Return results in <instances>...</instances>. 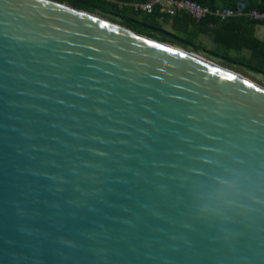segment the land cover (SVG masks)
<instances>
[{"label":"water","instance_id":"1","mask_svg":"<svg viewBox=\"0 0 264 264\" xmlns=\"http://www.w3.org/2000/svg\"><path fill=\"white\" fill-rule=\"evenodd\" d=\"M0 264H264V82L0 0Z\"/></svg>","mask_w":264,"mask_h":264},{"label":"crops","instance_id":"2","mask_svg":"<svg viewBox=\"0 0 264 264\" xmlns=\"http://www.w3.org/2000/svg\"><path fill=\"white\" fill-rule=\"evenodd\" d=\"M129 6L133 8L132 3ZM223 7L230 6L221 5L217 8ZM161 12L165 13V17L158 19L156 24L182 39L183 45L178 43L175 46L237 68L242 67L264 82L263 23L247 14L225 18L209 14L201 19H194L185 11H177L176 15Z\"/></svg>","mask_w":264,"mask_h":264},{"label":"trees","instance_id":"3","mask_svg":"<svg viewBox=\"0 0 264 264\" xmlns=\"http://www.w3.org/2000/svg\"><path fill=\"white\" fill-rule=\"evenodd\" d=\"M60 2L66 3L67 1H74L73 6L78 9H83L90 11L86 8V5L84 4H90L97 7H103L106 5V3H111L114 6H117L118 3H123L124 6H129L131 3L137 2V1H144L148 2L151 0H58ZM200 2L201 4L208 6L211 9L217 8L218 6H230L234 8H241L243 10H250L253 8H257L259 10L264 11V0H196ZM134 10V9H133ZM135 11V10H134ZM161 7L157 6L155 8V11H153L150 14L145 13V20L142 23H139L141 25L146 26L147 28L156 31L161 37H154L151 34L144 33L141 30L136 29V27L128 26L127 28H130L138 33L147 35L149 37H152L154 39H157L162 42H166L172 45L180 44L183 45L182 39L179 38L176 34H173L169 31H166L162 27L156 24L158 19L164 18L165 13L161 12ZM91 12V11H90ZM137 12V11H135ZM140 13V12H137ZM137 22V21H135ZM126 27V26H125ZM256 69V68H252Z\"/></svg>","mask_w":264,"mask_h":264},{"label":"built area","instance_id":"4","mask_svg":"<svg viewBox=\"0 0 264 264\" xmlns=\"http://www.w3.org/2000/svg\"><path fill=\"white\" fill-rule=\"evenodd\" d=\"M132 6L135 11L148 14L155 11L157 6L161 7L163 12H166L170 15H176L177 11H185L194 19H201L209 14H214L222 18L237 14H247L253 19L264 24V11L256 8L247 11L233 7L211 9L196 0H151L148 2L137 1L132 3Z\"/></svg>","mask_w":264,"mask_h":264},{"label":"rangeland","instance_id":"5","mask_svg":"<svg viewBox=\"0 0 264 264\" xmlns=\"http://www.w3.org/2000/svg\"><path fill=\"white\" fill-rule=\"evenodd\" d=\"M66 3H70L73 5L74 1H67ZM84 5H86V8L89 9L91 12L96 13L108 20H111L126 27H136V29L143 31L144 33L151 34L154 37H161V35H159L156 31L139 24L145 20V13H137L130 6H124L123 4H117V6H114L111 3H106V5L100 8L90 4ZM181 37L183 38V36Z\"/></svg>","mask_w":264,"mask_h":264},{"label":"snow or ice","instance_id":"6","mask_svg":"<svg viewBox=\"0 0 264 264\" xmlns=\"http://www.w3.org/2000/svg\"><path fill=\"white\" fill-rule=\"evenodd\" d=\"M229 79H231V77H229Z\"/></svg>","mask_w":264,"mask_h":264}]
</instances>
